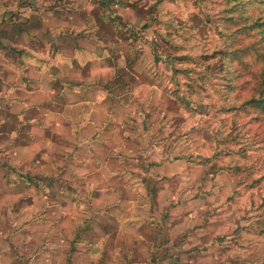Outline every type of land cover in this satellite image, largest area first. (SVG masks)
<instances>
[{"label": "rangeland", "instance_id": "rangeland-1", "mask_svg": "<svg viewBox=\"0 0 264 264\" xmlns=\"http://www.w3.org/2000/svg\"><path fill=\"white\" fill-rule=\"evenodd\" d=\"M93 2L95 33L113 54L127 60L138 51L133 66L117 62L105 76L113 107L104 111L117 121L95 129L90 110L56 111L53 103L69 101L66 83L85 78L57 79L42 115L35 107L9 111L0 96V264H92L99 242L114 251L97 264H127L140 260V243L188 240L217 247L201 251L203 264H264V109L254 103L264 97V0ZM4 53L0 77L11 57ZM135 74L145 75L140 95L126 92ZM0 88L8 91L2 81ZM159 159L179 173L158 177ZM106 180L142 185L125 190ZM108 212L109 224L98 217ZM107 224L120 225L122 237L114 225L113 237L99 238ZM193 228L200 232L190 239Z\"/></svg>", "mask_w": 264, "mask_h": 264}, {"label": "crops", "instance_id": "crops-1", "mask_svg": "<svg viewBox=\"0 0 264 264\" xmlns=\"http://www.w3.org/2000/svg\"><path fill=\"white\" fill-rule=\"evenodd\" d=\"M93 1L98 2V0H56L54 2H49V0H0V60L1 57H5L3 56L5 51L9 52L12 57L9 60L3 59V61H8V63L4 65L5 70L1 76L2 79L0 77V81L8 85V91L4 92L0 90V96L5 94V105L9 111L18 112L22 109L31 111L33 107L42 111L51 102L45 94L56 92L54 83L57 82V79L82 82L85 78L86 82L84 81L85 84L83 85L66 83V88L62 90V93L65 90L69 101L63 105H60L58 102L53 103L56 107L55 109H57L56 111L60 110V108H63L64 111L67 109L90 110L89 116L92 118V124H94L95 129H99L105 125L106 121H117V118L110 116V114L104 111L113 107L111 104V93L106 88L108 81L105 82V76L109 74L114 76V72L123 63L133 66L138 59V51L132 48V53L127 56V60L124 55L118 57L113 54L111 44L106 42V38L101 39L95 33L98 30V25L94 23L96 22V17L92 13L94 8ZM111 9L110 12H113V8ZM120 10L121 12L119 13L121 15L126 12L129 14V11H126L123 7ZM97 17L98 19L100 18L99 15ZM109 19L113 20V15ZM132 20V29L139 28L138 25H135L139 24V17L134 16ZM115 21L117 20L115 19ZM141 23L142 21H140ZM143 39L137 38L133 40L134 43H140L143 42ZM117 62H121V65ZM25 64L26 73L23 71V77L17 71L21 65L24 66ZM144 72L147 74L146 70ZM144 74H135L137 82L129 91H126L127 93H133L134 95L142 94L141 89L145 86ZM108 78L111 79L112 77ZM89 79H92V82ZM151 93H154V89H151ZM82 94L84 98H82ZM2 100L4 101V99ZM117 104V110L125 108L120 101ZM106 105H108L107 108ZM45 110L47 108L41 112V115L45 113ZM72 116L78 118L76 114H68V118ZM61 118L63 119V117ZM19 147L24 152L29 151V146L22 145ZM160 150L161 148L155 149L158 154L161 153L162 150ZM16 154H18V151ZM161 160H154L156 161L154 163V173L158 177L164 179L165 176H169L170 178L179 173L177 170L174 171L177 167H173L170 160ZM98 185L99 183H93L92 188L97 189ZM113 185L117 186L118 189L134 190L142 184L138 181L113 183L110 180H106L104 182L105 187ZM101 201V199H96L97 203H101ZM116 201L117 199L110 200L109 204L113 205ZM129 204L128 210L131 209L130 207H134L132 201ZM135 209L137 210V208ZM104 215L98 214V217H104L108 224L112 222L108 218L112 217V213L108 212ZM98 222L97 220L95 224ZM108 224L104 226L102 230L103 234L99 238L109 239L113 237L112 233H114V230L110 231L109 229L114 225L118 231L116 238H121L122 231L120 225H118L119 223L110 224V227H108ZM94 228L97 230L98 227ZM131 232L140 234V227H136ZM197 232H200V230L193 228V232L185 234L191 235L190 239H192L193 237L197 238L199 234ZM193 233L196 235L193 236ZM142 238L141 235L140 239ZM97 244L100 247H95L96 251L92 254V259H94L92 264H97L96 260L104 253H112L114 251L113 247L109 248L100 242ZM197 244L198 242L194 243L192 240H188L186 244L169 241L167 245L162 247H160V242L150 247L140 243L141 246L133 249V254L141 255L140 260L137 262H127V264H203L201 251L206 255L210 252L217 254V247L215 245L212 247H199V244ZM119 249L121 248H115L116 251ZM165 249L168 251L165 252ZM163 252L167 253V256L165 254L162 255ZM158 254H160V257H158ZM180 255H182L181 258L184 261L180 260ZM148 257L151 260H147ZM217 257L215 255V258ZM118 261V263L123 262L122 260ZM106 264L117 263L112 261ZM205 264L208 263L206 262Z\"/></svg>", "mask_w": 264, "mask_h": 264}, {"label": "trees", "instance_id": "trees-1", "mask_svg": "<svg viewBox=\"0 0 264 264\" xmlns=\"http://www.w3.org/2000/svg\"><path fill=\"white\" fill-rule=\"evenodd\" d=\"M160 1H165V0H160ZM238 1V0H237ZM262 24L261 22H259L258 20L254 21L253 26L254 27H259V25ZM232 54H235V52L231 51ZM253 99H251L252 102ZM254 103H256L259 107H262V109H264V97H260V98H254Z\"/></svg>", "mask_w": 264, "mask_h": 264}]
</instances>
